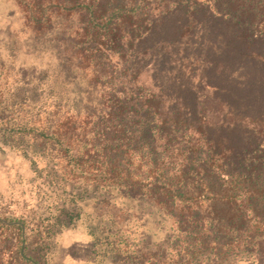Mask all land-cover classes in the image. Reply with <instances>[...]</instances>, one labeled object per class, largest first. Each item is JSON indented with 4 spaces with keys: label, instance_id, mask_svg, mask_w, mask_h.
Returning a JSON list of instances; mask_svg holds the SVG:
<instances>
[{
    "label": "trees",
    "instance_id": "trees-1",
    "mask_svg": "<svg viewBox=\"0 0 264 264\" xmlns=\"http://www.w3.org/2000/svg\"><path fill=\"white\" fill-rule=\"evenodd\" d=\"M14 1L20 31L0 33V161L17 153L32 179L0 201V264H47L79 223L97 264H208L223 244H211L196 202L207 195L184 185L195 139L212 143L207 104L192 129L136 68V51L172 19L151 6L165 0Z\"/></svg>",
    "mask_w": 264,
    "mask_h": 264
},
{
    "label": "rangeland",
    "instance_id": "rangeland-1",
    "mask_svg": "<svg viewBox=\"0 0 264 264\" xmlns=\"http://www.w3.org/2000/svg\"><path fill=\"white\" fill-rule=\"evenodd\" d=\"M151 6L156 14L159 8L173 14L160 35L135 53L141 81L181 109L192 129L202 123L207 104L204 121L212 143L194 135L195 170L184 183L190 194L207 195L196 202L211 244H223L209 251L206 262L264 264V0H165ZM21 26L15 1L0 0V33ZM18 56L25 65L35 64L23 52ZM206 82L215 87L202 90ZM212 146L220 152L213 166L203 162ZM221 162L225 166L218 169ZM21 167L17 153L0 161V201L22 195L32 179ZM58 236L47 264H97L85 223Z\"/></svg>",
    "mask_w": 264,
    "mask_h": 264
}]
</instances>
